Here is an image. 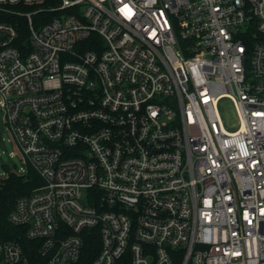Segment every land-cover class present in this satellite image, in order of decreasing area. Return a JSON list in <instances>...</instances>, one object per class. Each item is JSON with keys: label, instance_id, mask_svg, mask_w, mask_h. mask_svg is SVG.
<instances>
[{"label": "built area", "instance_id": "built-area-1", "mask_svg": "<svg viewBox=\"0 0 264 264\" xmlns=\"http://www.w3.org/2000/svg\"><path fill=\"white\" fill-rule=\"evenodd\" d=\"M44 3L0 0L13 173L41 180L0 264H81L95 236L88 264H264V0Z\"/></svg>", "mask_w": 264, "mask_h": 264}, {"label": "trees", "instance_id": "trees-1", "mask_svg": "<svg viewBox=\"0 0 264 264\" xmlns=\"http://www.w3.org/2000/svg\"><path fill=\"white\" fill-rule=\"evenodd\" d=\"M58 1L59 0H45L44 6L50 7L57 5ZM52 15H54V13H49L47 19ZM10 20H17L24 26L22 18H13ZM39 185H41L40 178L29 167L24 176L10 173L6 178L0 181V234H7L8 237L17 239L23 245L29 243L28 240L19 238V235H22V232H20L21 230L10 226L7 222V216L19 197L30 194ZM97 251L98 238H96V236L88 238L84 248V254L80 259L81 264H88L94 258Z\"/></svg>", "mask_w": 264, "mask_h": 264}, {"label": "rangeland", "instance_id": "rangeland-1", "mask_svg": "<svg viewBox=\"0 0 264 264\" xmlns=\"http://www.w3.org/2000/svg\"><path fill=\"white\" fill-rule=\"evenodd\" d=\"M217 109L225 128L228 131L234 130L238 119L232 101L223 97L218 101ZM25 168L19 153L10 140V135L4 125L0 112V181L10 173L21 172Z\"/></svg>", "mask_w": 264, "mask_h": 264}]
</instances>
